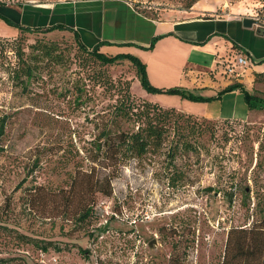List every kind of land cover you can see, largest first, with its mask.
<instances>
[{"label": "rangeland", "instance_id": "374dc122", "mask_svg": "<svg viewBox=\"0 0 264 264\" xmlns=\"http://www.w3.org/2000/svg\"><path fill=\"white\" fill-rule=\"evenodd\" d=\"M55 1L0 0L6 8ZM124 1L153 20L167 13L250 18L252 27L264 28V0H198L189 10L184 8L189 0ZM0 39L8 43L0 47V110L8 116L0 140V257L10 258L9 264H168L178 240L188 264H220L228 228L252 220L255 193L264 199V111H253L244 121L192 117L189 124L204 129L187 138L196 150H182L169 161L165 147L127 161L112 179V195L105 197L94 193L98 167L82 159L85 153L75 156L78 164L64 163L61 155L89 146L95 123L100 127L127 87L141 101L134 67L127 60L101 64L78 47L69 30L16 29ZM19 47L25 64L33 67L28 80L13 73L22 64L15 57ZM254 83L264 95V80ZM177 138L172 135L167 143ZM35 156L40 161L33 167ZM171 174L178 178L174 186L168 182ZM219 179L249 185L250 197L235 191L228 201L221 191L206 189ZM90 205L91 216L75 221ZM169 228L176 231L173 236ZM17 233L63 249L41 251L18 240ZM77 247L89 249V258Z\"/></svg>", "mask_w": 264, "mask_h": 264}, {"label": "crops", "instance_id": "0c3cea01", "mask_svg": "<svg viewBox=\"0 0 264 264\" xmlns=\"http://www.w3.org/2000/svg\"><path fill=\"white\" fill-rule=\"evenodd\" d=\"M8 7V6H7ZM0 12L24 26L49 27L64 24L76 31L80 41L92 47L101 41L100 51L109 55L129 53L145 63L149 82L158 88L182 87L209 101H192L176 94L149 93L140 89L139 97L210 120H247L249 110L239 89L221 92L233 83L215 72L217 60L233 54V44L246 50L250 67L241 83L255 89V74L264 72V36L255 27H244L238 18H199L195 15L167 13L159 20L147 18L124 0H58L53 3L0 7ZM16 28L0 19V34L13 36ZM151 49H147L154 37ZM226 35V36H225ZM135 79L138 80L137 76ZM260 95V94H259ZM153 98V101L151 100ZM165 99L169 103L159 102Z\"/></svg>", "mask_w": 264, "mask_h": 264}, {"label": "trees", "instance_id": "16d2710c", "mask_svg": "<svg viewBox=\"0 0 264 264\" xmlns=\"http://www.w3.org/2000/svg\"><path fill=\"white\" fill-rule=\"evenodd\" d=\"M196 1L198 0L187 1L184 8L189 10ZM4 6L5 3L0 2V7ZM18 6L22 7L23 5L19 4ZM0 19H2L7 25L15 27L19 32L32 33L42 30H69L73 33L78 47L82 51L90 54L101 64H114L119 60L129 61L135 69V75L137 76L141 87L149 93L176 94L181 98L192 101H209L212 99L211 97L195 95L178 86L169 88H158L153 86L148 80L144 63L137 56L129 53L109 55L101 52L99 49L100 46L110 44L107 41H101L92 47H88L80 41L75 30L64 24H54L45 29L41 27L24 26L6 17L1 12ZM160 36L162 35L154 37L147 49H151L156 39ZM4 44H8L7 41L0 39V47ZM233 46L239 50V52L250 58L246 50L235 43ZM51 53L52 48L45 50L46 55H51ZM15 57H17L18 62L22 61V64L20 65L17 63L18 69L13 73L17 77L24 75L27 78L26 80L30 79L33 75V67L29 64H25L23 61L21 47L16 49ZM262 61H264V58L260 59L258 62ZM255 78L264 80V72L256 73ZM128 88L129 87L124 91L125 95L118 97L116 103L112 105L111 110L107 113L106 118L102 121L100 127L95 123L97 131L94 132L91 139L87 141L89 146L83 148V150H77L75 153L71 150H65L61 155V160L64 163L74 161L78 164L79 161H75V156H80V152H83V154L85 153L84 156H82V159H86L87 162L97 165L98 167L93 185L94 193H100L105 197H110L112 195V179L117 176L120 167L123 166L124 163L131 159L141 158L148 153L161 152L165 147H167L165 151L167 160L173 161L177 154L182 150H196L194 145H192L187 138H189L191 134H201L204 131V129L198 126V123L195 121H192L190 122L191 124H189V119L195 116L183 112L178 113L177 110L172 107L163 108L157 103L142 98L141 101L137 103L135 99L130 96ZM233 89H239L243 93L244 100L249 110L264 111V95L248 92L244 89L243 85L237 81H233V83L222 89L221 92ZM174 116L176 117L175 119H173ZM7 118V114L0 110V140L5 134ZM180 118H183V124L178 123ZM203 120L210 119L203 118ZM223 121L231 122L239 120L224 119ZM121 123H132L135 127L131 130H125L121 127ZM172 135H176L178 137L177 140L172 141L170 139L169 143H167V140ZM39 161L40 157L35 156L32 166L34 167ZM79 166H81V164ZM30 172H32V170L27 172L25 179L19 183V186L27 180ZM177 181L178 178L174 177L172 174L168 177V182L172 186H174ZM34 188L35 185H31L29 189L32 190ZM206 189L209 191H221L222 195L228 201H232L235 191H241L246 197H250L251 191L249 185H243L240 181L234 182L233 179L222 182L219 179L215 186H208ZM258 194L259 193H255L256 203L251 215L252 220L245 225H231L228 228L220 264H264V199H261ZM92 212V205L88 207L85 206L76 216L75 221L80 222L85 220L87 217L91 216ZM167 231L171 233L170 236H173L176 233V231L171 228L167 229ZM161 233H164V231H161ZM16 236L18 240L32 243L36 248L44 252L49 249L55 251L63 249L59 244L53 243L52 241L33 239L21 233H17ZM179 250V241H173L172 252L168 264H188ZM77 252L84 259H88L90 256L89 249L77 247ZM10 261V258L0 257V264H9Z\"/></svg>", "mask_w": 264, "mask_h": 264}, {"label": "built area", "instance_id": "2783aa9c", "mask_svg": "<svg viewBox=\"0 0 264 264\" xmlns=\"http://www.w3.org/2000/svg\"><path fill=\"white\" fill-rule=\"evenodd\" d=\"M249 67V58L239 51H234L228 57L222 56L217 60L215 72L230 81H241L247 75Z\"/></svg>", "mask_w": 264, "mask_h": 264}, {"label": "water", "instance_id": "95a60500", "mask_svg": "<svg viewBox=\"0 0 264 264\" xmlns=\"http://www.w3.org/2000/svg\"><path fill=\"white\" fill-rule=\"evenodd\" d=\"M242 23H243L244 27H250L253 23H255V21L253 19H250V18H244L242 20ZM256 32H257V34L262 35V34H264V28L257 27Z\"/></svg>", "mask_w": 264, "mask_h": 264}]
</instances>
